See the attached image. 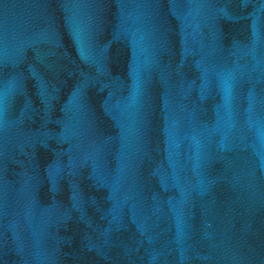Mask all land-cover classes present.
<instances>
[{"label": "water", "instance_id": "water-1", "mask_svg": "<svg viewBox=\"0 0 264 264\" xmlns=\"http://www.w3.org/2000/svg\"><path fill=\"white\" fill-rule=\"evenodd\" d=\"M0 264H264V0H0Z\"/></svg>", "mask_w": 264, "mask_h": 264}]
</instances>
